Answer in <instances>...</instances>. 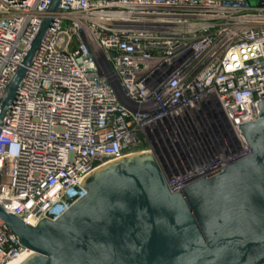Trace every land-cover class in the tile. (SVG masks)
<instances>
[{"label": "built area", "instance_id": "obj_1", "mask_svg": "<svg viewBox=\"0 0 264 264\" xmlns=\"http://www.w3.org/2000/svg\"><path fill=\"white\" fill-rule=\"evenodd\" d=\"M50 2L0 0V97ZM54 17L0 129L4 210L55 220L135 149L159 151L171 192L247 154L264 0H60ZM24 251L0 220V264Z\"/></svg>", "mask_w": 264, "mask_h": 264}, {"label": "water", "instance_id": "obj_2", "mask_svg": "<svg viewBox=\"0 0 264 264\" xmlns=\"http://www.w3.org/2000/svg\"><path fill=\"white\" fill-rule=\"evenodd\" d=\"M59 3L0 97V129ZM256 103L258 118L238 125L247 154L179 192L154 148L86 174L84 194L55 220L32 226L0 205V220L32 252L20 264H264V100Z\"/></svg>", "mask_w": 264, "mask_h": 264}, {"label": "bare ground", "instance_id": "obj_3", "mask_svg": "<svg viewBox=\"0 0 264 264\" xmlns=\"http://www.w3.org/2000/svg\"><path fill=\"white\" fill-rule=\"evenodd\" d=\"M144 152H146V151L130 152V153H127L126 155H122L121 157H119V158H117L115 160L124 158L125 156H129V155H136V154H140L141 155V153H144ZM115 160H111V161L105 162L102 165H100L99 167L104 166V165H106V164H108L110 162H113ZM25 250L26 251H24L22 254H19V255L14 256L11 260H9L5 264H20L22 261H24L32 253L31 251H29L27 249H25Z\"/></svg>", "mask_w": 264, "mask_h": 264}, {"label": "rangeland", "instance_id": "obj_4", "mask_svg": "<svg viewBox=\"0 0 264 264\" xmlns=\"http://www.w3.org/2000/svg\"><path fill=\"white\" fill-rule=\"evenodd\" d=\"M135 151H137V152H138V151H144V149H135Z\"/></svg>", "mask_w": 264, "mask_h": 264}]
</instances>
